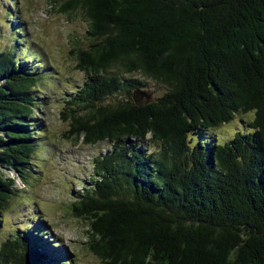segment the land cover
<instances>
[{"label": "trees", "instance_id": "16d2710c", "mask_svg": "<svg viewBox=\"0 0 264 264\" xmlns=\"http://www.w3.org/2000/svg\"><path fill=\"white\" fill-rule=\"evenodd\" d=\"M75 9L88 22V44L72 50L86 78L59 114L67 137L111 144L93 160L89 184L71 191L89 251L104 264H264V0H67L60 8ZM20 26L0 50V224L16 195L1 169L29 174L44 132L34 90L47 73ZM136 73L166 91L134 101V91L149 90ZM250 111L252 132L224 144L210 136ZM46 231L38 221L10 234L0 264H64L67 253Z\"/></svg>", "mask_w": 264, "mask_h": 264}, {"label": "rangeland", "instance_id": "374dc122", "mask_svg": "<svg viewBox=\"0 0 264 264\" xmlns=\"http://www.w3.org/2000/svg\"><path fill=\"white\" fill-rule=\"evenodd\" d=\"M67 0H0V50L11 48L16 34L12 26L21 25L25 46L33 63L47 73L34 90L42 102L36 117L44 132L42 142L33 155V170L19 176L16 172L1 169L5 176L15 178L16 195L4 209L0 224V243L16 230L34 229L39 222L47 227L44 235L49 244L56 243L67 255L61 256L64 264H104L87 248L86 223L74 217L70 211L71 191L81 192V182L89 184L93 174V160L110 149L107 141L85 144L66 136L68 123L61 119L59 111L64 99L82 85L86 76L76 67L72 50L88 44L87 20L80 9L62 12L61 5ZM10 12V16L7 15ZM28 52V51H26ZM43 69V70H42ZM146 82L152 91V99L163 94L166 87L139 74L132 75ZM254 112L237 114L229 123L221 124L210 136L224 144L238 130L250 131L248 123ZM193 143L198 136L190 135ZM147 148H156L151 142Z\"/></svg>", "mask_w": 264, "mask_h": 264}, {"label": "water", "instance_id": "95a60500", "mask_svg": "<svg viewBox=\"0 0 264 264\" xmlns=\"http://www.w3.org/2000/svg\"><path fill=\"white\" fill-rule=\"evenodd\" d=\"M145 99V101H149L150 99H152V92L150 90H136L133 93V99L134 101L138 102L142 99Z\"/></svg>", "mask_w": 264, "mask_h": 264}]
</instances>
